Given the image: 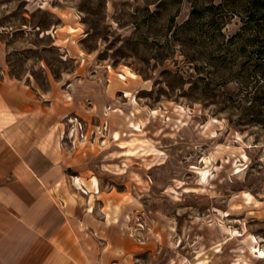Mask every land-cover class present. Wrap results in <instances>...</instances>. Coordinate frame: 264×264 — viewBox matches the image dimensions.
I'll return each instance as SVG.
<instances>
[{"label": "rangeland", "instance_id": "1", "mask_svg": "<svg viewBox=\"0 0 264 264\" xmlns=\"http://www.w3.org/2000/svg\"><path fill=\"white\" fill-rule=\"evenodd\" d=\"M210 1L0 0L7 75L108 96L63 131L105 264H264V24L250 0Z\"/></svg>", "mask_w": 264, "mask_h": 264}, {"label": "crops", "instance_id": "2", "mask_svg": "<svg viewBox=\"0 0 264 264\" xmlns=\"http://www.w3.org/2000/svg\"><path fill=\"white\" fill-rule=\"evenodd\" d=\"M69 82L40 92L0 63V264L110 261L104 222L69 198V170L80 163L63 146L65 119L100 115L108 96L90 80ZM125 248L122 240L115 250Z\"/></svg>", "mask_w": 264, "mask_h": 264}, {"label": "trees", "instance_id": "3", "mask_svg": "<svg viewBox=\"0 0 264 264\" xmlns=\"http://www.w3.org/2000/svg\"><path fill=\"white\" fill-rule=\"evenodd\" d=\"M222 4L223 2H225V0H221ZM250 2L252 3V5L255 7V12L254 14H260V18L262 20V23H257V24H264V0H250ZM215 5L213 3V1L211 0L209 5L205 8L206 14H208L209 16H212L214 14V11L220 9L221 5ZM204 11V10H203ZM196 12H198V10L196 8L192 9V13L191 14H195ZM185 25H188V21L185 22ZM245 26V25H244ZM243 26V27H244ZM261 25H255L254 27H249L251 28L253 31H251L252 33H250L249 38H251L252 43H255V41L258 39V35L260 34L261 29L260 28ZM240 36V35H238ZM264 52V49H263ZM260 75L262 76V71H259ZM260 75L256 74V77L260 78ZM260 86L256 87L255 92L258 91ZM264 94V93H263Z\"/></svg>", "mask_w": 264, "mask_h": 264}]
</instances>
